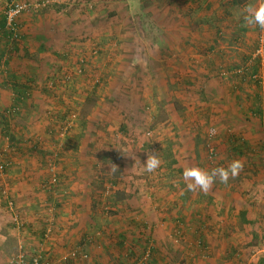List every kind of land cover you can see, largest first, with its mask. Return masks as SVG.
<instances>
[{
	"label": "rangeland",
	"instance_id": "rangeland-1",
	"mask_svg": "<svg viewBox=\"0 0 264 264\" xmlns=\"http://www.w3.org/2000/svg\"><path fill=\"white\" fill-rule=\"evenodd\" d=\"M208 1L0 0V27L8 4L28 6L18 17L20 38L0 42V57L10 70L6 78L0 72V93L11 92L0 104V120L7 119V130L0 122V163L5 164L0 264H10L19 252L27 259L39 256L42 264L82 263L80 257L58 262L81 247L62 244L59 231L53 232L58 211L70 208V191L80 178L96 212L101 208L109 215L117 202H128L139 213L155 211V223L167 232L159 247L169 262L195 253L175 230L198 222L208 229L222 224L235 229L207 231V245L197 240L198 256L182 264H216L204 256L220 255L216 250L232 240L242 242L237 249L250 264H264V133L255 134L264 127V103L249 111L245 102L243 111L236 109L242 104L234 96L230 110L207 87L215 77L223 82L242 76L252 84L246 88L259 91L264 101V77L259 83L253 77L262 72L248 62L262 32L243 21L245 5L261 0ZM202 52L231 66L200 73L194 66ZM192 76L203 87L193 89ZM24 91V99H17ZM222 104L230 120H223ZM248 111L255 115L242 117ZM242 122L246 131L239 130ZM211 127L215 136L208 135ZM149 153L162 161L153 173L144 169ZM232 159L245 162L235 179L217 181L207 194L186 189L185 167L210 170ZM112 164L118 168L114 173ZM51 171L57 180L47 189ZM2 190L13 200L12 209ZM47 228L51 232L45 236Z\"/></svg>",
	"mask_w": 264,
	"mask_h": 264
},
{
	"label": "crops",
	"instance_id": "crops-1",
	"mask_svg": "<svg viewBox=\"0 0 264 264\" xmlns=\"http://www.w3.org/2000/svg\"><path fill=\"white\" fill-rule=\"evenodd\" d=\"M206 4L210 5L211 2L206 0ZM228 52L229 51H226L225 55H228ZM244 53H246V51ZM210 54H205L202 52L199 55V59L196 60L194 67H196L200 73L207 70L220 71L222 66H231L225 64V62L220 64L218 57L209 58L207 55ZM230 54L232 55V52ZM226 59L231 58L226 57ZM167 78L168 77L166 74L165 78L163 75H161L160 79L161 81H164L167 80ZM205 78H207V76H205ZM233 78L227 79V81L223 82H220L217 77H215L213 80H208L209 82L207 87L209 88L210 95H213L215 99L218 100V102H221L222 99V102H225L227 105H229L230 110H233L232 103H234V101L232 98H234V96H237L239 99L237 101L239 102L238 104H242L241 107H236V109L241 108L244 111L245 107L243 106L245 102H247L246 107L249 108V111L251 109L257 110L255 107L257 104H260L261 106L262 103L263 105L264 101L261 99V95L258 94L260 92H254L251 88L249 89V87L246 88V86H250L252 84H249L245 79H242V76L236 77L234 79ZM189 79H192L193 89L197 90L198 88L203 87V85H201L202 80L198 83L196 80H194L196 78L193 76ZM189 79H187V81L191 82ZM152 83L153 80L150 82V86H152ZM7 90L9 91L10 96L9 94L6 96L5 94L0 93V104L2 105L5 101H7L8 98H11V92L9 89ZM226 104H222L220 107L224 109V112L221 113V115H224L223 120L227 121L232 118V114H229L228 106ZM214 106L217 107L218 104ZM249 111L242 117L247 119L255 115V113H253L251 116ZM33 115L30 117L35 118V115ZM0 122L2 124L1 120ZM245 125H247V122H242L240 126L241 128L239 130L246 131L247 127ZM2 127L4 128V126ZM261 132L264 133V127L261 128V130L258 128L255 131V134H259ZM231 146L233 150L238 149L232 144ZM86 163L87 161H83L81 159V167H85ZM74 188L76 190H72V192L70 191L71 196L73 195L71 198L72 204L68 210L58 211V214L61 216L57 217L59 222L57 221L56 224L53 225V232L56 233L59 231V234H56L62 237L59 240L62 244H71V248L76 247L75 245H79V247H81V252L87 255V258L85 259H81V257L78 259L82 262L81 264H128L133 258L136 257L137 253L139 254L142 251L141 248L143 249L144 247L148 246L147 244L149 243H151L154 253L153 257L147 264H182V259L193 260L195 256H198L200 247L197 240H201L203 242L202 244L207 245V239H205V237L208 236L206 234L207 231H218V229H220V233H222L223 231L235 229V226L232 227L227 225L226 227L223 224L218 229H208L205 225H200L198 222L197 224H187V226H183L181 223L180 226L177 225L175 231L180 235H183L188 244L194 245L192 250H194L195 253L190 251L189 253L184 254L182 258H176L175 260L169 262L167 257L169 255L163 253L159 247L161 243H166L167 232L162 231V229L159 228V226L155 223L157 222V218L154 217L155 211L153 212L152 209H149L145 213H139V210H137L134 206H129L130 204L128 205V202H123L122 205H119L117 202L118 205L111 207L114 212L110 213L109 215H107L108 211L105 212L101 208L98 209V207L97 209L100 212H98V210L96 212L93 209H90L91 207L89 205L90 202L86 193L85 181L82 182V178H80V182H75ZM118 199H123V194H120V198ZM22 201H24V197H22ZM60 206L61 204L57 203V207ZM116 206L120 208H116ZM149 222H153L155 224ZM31 229L34 230L33 232L35 234V227H31ZM165 229H167V227H165ZM161 239H163L164 242L161 241ZM241 243L242 242L240 240H232L230 244L225 246V249L220 248L219 250H216V252H218L220 255L212 256L211 253V256L205 255L204 257L212 258L217 262L216 264H219V262L221 264H250V260L247 259L246 261V256L244 254H240L239 250L237 249H241ZM56 248L59 249L60 247L57 245ZM51 260L52 259L50 258L49 261ZM48 263L49 262L46 261V264Z\"/></svg>",
	"mask_w": 264,
	"mask_h": 264
},
{
	"label": "clouds",
	"instance_id": "clouds-1",
	"mask_svg": "<svg viewBox=\"0 0 264 264\" xmlns=\"http://www.w3.org/2000/svg\"><path fill=\"white\" fill-rule=\"evenodd\" d=\"M243 21L247 26H258L260 29H264V0H261L257 5H245ZM216 134L217 129L215 127L208 129L209 136ZM161 163L162 161L157 154L149 153L144 162V169L148 173H153L161 166ZM244 163L241 159H232L226 167L218 166L210 170L199 166L185 167L182 178L188 191H199L207 194L217 181L227 184L230 179L239 176L244 169ZM110 170L113 173L116 172L118 170L117 165L112 164Z\"/></svg>",
	"mask_w": 264,
	"mask_h": 264
},
{
	"label": "built area",
	"instance_id": "built-area-1",
	"mask_svg": "<svg viewBox=\"0 0 264 264\" xmlns=\"http://www.w3.org/2000/svg\"><path fill=\"white\" fill-rule=\"evenodd\" d=\"M28 10V6L27 3H20V2H12L10 4H8L5 8L4 11V28H5V32H6V36L3 37L2 36V40L7 41L6 38H9L8 41H12L17 39L18 36V31H19V27L17 24V18L25 11ZM261 38L259 40L258 45L255 47L254 51L251 53L250 55V59H249V63H251V61H254L256 63V67L260 68L262 74H254L253 77L255 78V80H259L258 83L260 82V79H263L264 77V29H261ZM7 41V42H8ZM6 62L5 60L0 62V72L4 74V76H6L8 74V69L6 66ZM251 65V64H250ZM252 77V76H251ZM5 168V164L4 163H0V173H2V171ZM57 177L55 172L51 171V175H50V181H48V183L46 182L44 185L47 189H51V187H53V184L56 182ZM2 194L6 196L7 198V205L10 209L13 208L14 202L13 200H8V192L7 190H2ZM13 223L15 225V227H19L20 226V222L17 218V216H15ZM52 222H49V224H51ZM50 230L47 228L45 236H48ZM150 250H151V245H148L147 247L144 248L142 254L135 260H133L131 263L129 264H145V262L148 260L149 256H150ZM87 258V255L85 253H82L80 249L78 248H74L69 250L68 253H65L63 255L60 256L58 261L61 262H68L69 260H75L77 258ZM10 264H41L40 262V257L35 255L32 256L30 259H27L24 255V253L19 252L16 255H14L10 261Z\"/></svg>",
	"mask_w": 264,
	"mask_h": 264
},
{
	"label": "trees",
	"instance_id": "trees-1",
	"mask_svg": "<svg viewBox=\"0 0 264 264\" xmlns=\"http://www.w3.org/2000/svg\"><path fill=\"white\" fill-rule=\"evenodd\" d=\"M19 23V18H17V24ZM19 25V24H18ZM1 26L2 27H0V42H7L8 40H9V38H6L7 39V41H5V40H2L1 38H2V36L3 37H5L6 36V32H5V28H4V15H3V18L1 19ZM19 27V31H18V36H17V39H19L20 38V36H21V32H20V26H18ZM1 58H3L2 56L0 57V62H1ZM6 64H7V62H6ZM9 72H10V70L8 71V74L5 76V78L6 77H8L9 76ZM20 86L23 88V89H25L26 90V88H24L21 84H20ZM26 91H28V90H26ZM26 91H24V92H22V94H19L17 97V99H20V100H23L24 99V96H26L27 95V92ZM1 121H2V126H4V130H7L6 128H7V119H6V116L5 115H3L2 116V118H1ZM5 132V131H4ZM153 253H154V250L152 249V247H151V250H150V256H149V258H148V260L145 262V264H147V263H149V261L151 260V258L153 257ZM137 259V258H136ZM135 260V259H134ZM133 261V260H132ZM42 264V263H41Z\"/></svg>",
	"mask_w": 264,
	"mask_h": 264
}]
</instances>
